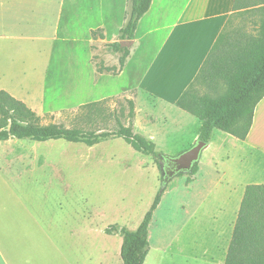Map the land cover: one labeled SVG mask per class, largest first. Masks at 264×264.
<instances>
[{"label":"rangeland","instance_id":"obj_1","mask_svg":"<svg viewBox=\"0 0 264 264\" xmlns=\"http://www.w3.org/2000/svg\"><path fill=\"white\" fill-rule=\"evenodd\" d=\"M7 2L0 0V38L7 34V40L0 39V85L7 82L4 72L8 59L16 60L7 57V49L21 45L23 33L17 28L18 8H1ZM263 3L264 0H248L245 7L231 17L230 29L238 31L245 39L256 36L261 17L258 9ZM33 4L28 3V6L33 7ZM40 5L43 7L38 10L29 7L25 16L56 22L49 27L45 24L39 32L40 36H51L49 42H40L41 51L48 49L51 58L46 100L42 105L45 110L40 113L41 125L103 131L115 129L116 118H119L128 126L131 121L128 100H132L129 98L136 90L122 82L121 72H117L120 55L109 45L120 42L130 51L134 47L133 41L125 46V42L119 40V30L128 17L129 0H44ZM2 13H5L4 17ZM3 19L10 23L7 29L1 27ZM58 25L61 27L59 38L51 40V29L53 26L58 29ZM225 90L221 82L214 89L202 83L198 86L200 94L211 96L221 95ZM136 114L135 105L133 122ZM138 114L136 130L142 134V121L147 123L157 114L144 108ZM186 115L197 123L192 115ZM197 135L198 126L194 125L185 136L166 140L154 135L153 142L158 152L167 155V159H174L193 146ZM227 137L226 133L216 130L212 147L201 153L199 161L203 166L217 162L221 175L206 177L203 168L198 184L190 188L187 186L193 177L187 174L165 177L169 188L149 228L151 253L146 264H224L239 211L235 202L240 194H232L233 198L229 199V187L222 174L228 171L237 182L241 169L239 159L232 162L225 159L230 152L238 156V151H233L228 143L224 145ZM32 142L11 139L3 144L1 149L9 155V168L15 169L16 156L28 154ZM48 143L44 148L30 152L33 156L38 155V161L36 157L32 158L33 165L41 170L34 175V181L38 183L29 185L38 187L33 195L34 203L98 205L102 208L105 226L119 224L130 230L138 228L164 180L156 164L158 178L151 170H143L144 159L153 160L152 157L136 152L123 139H110L94 147L64 140ZM13 177L8 172L7 180L12 181ZM251 177L252 168L246 175L247 180ZM10 187L12 192L16 186L10 183ZM119 263L122 264L121 256Z\"/></svg>","mask_w":264,"mask_h":264},{"label":"crops","instance_id":"obj_2","mask_svg":"<svg viewBox=\"0 0 264 264\" xmlns=\"http://www.w3.org/2000/svg\"><path fill=\"white\" fill-rule=\"evenodd\" d=\"M6 1L7 4L16 3L15 6L2 4L1 8H18L17 28H21L19 31L23 33L20 36L22 44L15 49H7V57H15L16 60L8 59L4 72L7 82L0 85V90H5L23 101L40 116L41 111L45 110L42 105L46 100L47 72L51 62L48 49L41 51L40 42H49L51 36H40L39 32L45 24L49 27L56 22L45 21L38 16L30 19L25 16V12L31 7L28 3H34L31 8L38 10L43 7L40 2L44 0ZM236 1L152 0L149 11L138 23L132 40L134 47L120 75L125 86L136 90L131 94V98L128 97L133 100L137 110L133 125L135 133L139 134L136 124L142 108L157 114L147 123H141L143 133L140 135L152 141L154 135H160L166 140L172 137L180 138L188 134L192 126L199 127V121L194 117L196 123L187 116V112L178 108L176 103L194 82L218 36L235 13L233 7ZM247 1L238 0L241 7H245ZM4 16L5 13H2V17ZM8 24L10 23L3 19L1 27L7 29ZM53 28L51 40L59 38L57 35L61 27L58 25V29L54 26ZM2 37L4 38H0L1 40H7V34ZM216 130L213 131L204 151L212 147ZM226 134L228 137L224 145L228 143L233 151H238V156L230 152L225 159L231 162L239 159L241 169L237 174V182L228 171L222 176L229 187V199L233 198L232 194H240L235 202L240 209L246 187L264 185V97L255 108L253 123L244 141ZM196 137L197 141L198 135ZM8 142H0L1 263L120 264L122 237L105 233L108 226L103 224L101 207L34 203L33 195L38 187L29 185L38 183L34 181V175L41 170L37 165H33L32 158L36 157L38 161V155L33 156L34 153L30 152L44 148L50 144L49 141L32 142L31 148L27 149L28 154L21 153L16 156L15 169L9 168V155L4 148L1 149L3 144ZM144 160L143 170H151L158 178L155 162ZM29 161L32 162L31 165L27 164ZM202 166L200 162L197 174L187 187L198 184L203 168L206 177L221 175L217 162ZM250 168L252 177L247 180L246 175ZM8 172L14 175L12 181L7 180ZM10 183L16 186L12 192ZM150 253L151 247L144 264L147 263Z\"/></svg>","mask_w":264,"mask_h":264},{"label":"trees","instance_id":"obj_3","mask_svg":"<svg viewBox=\"0 0 264 264\" xmlns=\"http://www.w3.org/2000/svg\"><path fill=\"white\" fill-rule=\"evenodd\" d=\"M151 3L152 0H129L128 17L119 31L120 41L134 39L138 23L149 11ZM243 8L237 0L233 10L237 12ZM258 12L261 15L258 34L247 39L240 37L238 31L231 30V18L228 20L194 82L176 103L178 108L199 121L198 140L207 145L215 129L244 141L251 129L255 108L264 97V3ZM109 47L120 55L117 70L120 73L130 50L120 42L112 43ZM219 82L226 87L221 95L198 92L200 83L214 89ZM128 104L131 120L128 126L116 118V128L113 130L86 132L55 124L41 125V118L35 111L7 91L0 90V142L11 139L33 142L64 140L94 147L110 139H123L136 152L152 157L163 175L161 162L168 156L158 152L152 140L134 132L135 104L132 100H128ZM198 169L199 163L187 175L195 176ZM161 184L137 229L130 230L119 224L105 229L107 235L122 237L120 256L123 264H144L146 261L150 251L149 227L168 188L165 178ZM224 264H264V185L246 187Z\"/></svg>","mask_w":264,"mask_h":264},{"label":"water","instance_id":"obj_4","mask_svg":"<svg viewBox=\"0 0 264 264\" xmlns=\"http://www.w3.org/2000/svg\"><path fill=\"white\" fill-rule=\"evenodd\" d=\"M131 42H125L127 46ZM10 128V125L8 126ZM207 148V144L197 140L194 145L186 152L180 154L177 158L168 160L174 165V170L169 173V177H177L179 174H188L192 171L195 164L199 163L201 153ZM167 181V178L165 179Z\"/></svg>","mask_w":264,"mask_h":264},{"label":"flooded vegetation","instance_id":"obj_5","mask_svg":"<svg viewBox=\"0 0 264 264\" xmlns=\"http://www.w3.org/2000/svg\"><path fill=\"white\" fill-rule=\"evenodd\" d=\"M162 170H163V176L164 178L169 175L170 172L174 170V165L168 160L164 159L161 162Z\"/></svg>","mask_w":264,"mask_h":264},{"label":"bare ground","instance_id":"obj_6","mask_svg":"<svg viewBox=\"0 0 264 264\" xmlns=\"http://www.w3.org/2000/svg\"><path fill=\"white\" fill-rule=\"evenodd\" d=\"M156 221H157V220H156ZM156 221H155V222H156ZM153 224H154V223H153ZM152 228H154V227H152ZM153 245H154V244H153Z\"/></svg>","mask_w":264,"mask_h":264}]
</instances>
